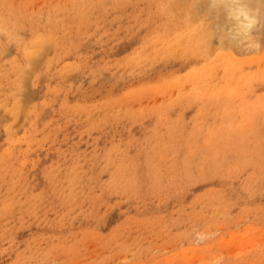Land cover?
Here are the masks:
<instances>
[{
  "label": "rangeland",
  "instance_id": "1",
  "mask_svg": "<svg viewBox=\"0 0 264 264\" xmlns=\"http://www.w3.org/2000/svg\"><path fill=\"white\" fill-rule=\"evenodd\" d=\"M214 9L0 0V264H264V11Z\"/></svg>",
  "mask_w": 264,
  "mask_h": 264
},
{
  "label": "bare ground",
  "instance_id": "2",
  "mask_svg": "<svg viewBox=\"0 0 264 264\" xmlns=\"http://www.w3.org/2000/svg\"><path fill=\"white\" fill-rule=\"evenodd\" d=\"M209 3H210V7L212 9H214L217 6V8L219 10L220 8L218 6L219 5H220V7L222 6V8L220 9L221 11H219V13L222 12V9H223L225 11V14H226L227 19H228L227 22L231 23V25H229V28H226L227 32L229 33V36H230V34L233 35L232 37L230 36V38L237 39V42L241 41L242 43H246L247 47L244 45L246 48L257 50V48L260 46V43L258 42V40H256V38H255L256 35H255V33L253 34V30L254 29L257 30L262 25L263 19L261 18V14H262V11H264V0H209ZM208 8H209V4H208ZM209 11H207V12H209ZM214 11H215V9H214ZM221 17H222V15H221ZM224 19L226 20V18H224ZM222 22H224V20ZM225 22H224V24H225ZM224 24H220L222 28H223ZM223 32L225 33L224 30H223ZM219 34H220V32H219ZM225 36H226V34L224 35V37ZM220 42H221V39H220ZM250 231H252V230H250ZM231 236H234V235H231ZM253 249H254V246H253Z\"/></svg>",
  "mask_w": 264,
  "mask_h": 264
},
{
  "label": "crops",
  "instance_id": "3",
  "mask_svg": "<svg viewBox=\"0 0 264 264\" xmlns=\"http://www.w3.org/2000/svg\"><path fill=\"white\" fill-rule=\"evenodd\" d=\"M257 38H258V35L256 34ZM259 39V38H258ZM260 41V40H259Z\"/></svg>",
  "mask_w": 264,
  "mask_h": 264
}]
</instances>
